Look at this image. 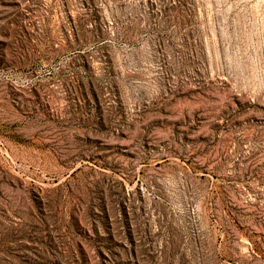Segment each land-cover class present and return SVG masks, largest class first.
<instances>
[{
    "label": "rangeland",
    "instance_id": "obj_1",
    "mask_svg": "<svg viewBox=\"0 0 264 264\" xmlns=\"http://www.w3.org/2000/svg\"><path fill=\"white\" fill-rule=\"evenodd\" d=\"M0 264H264V0H0Z\"/></svg>",
    "mask_w": 264,
    "mask_h": 264
}]
</instances>
